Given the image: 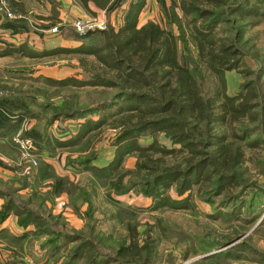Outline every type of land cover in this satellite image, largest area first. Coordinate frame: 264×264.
Here are the masks:
<instances>
[{"label":"trees","instance_id":"obj_1","mask_svg":"<svg viewBox=\"0 0 264 264\" xmlns=\"http://www.w3.org/2000/svg\"><path fill=\"white\" fill-rule=\"evenodd\" d=\"M76 1L89 13H92L87 6L90 1L104 10L112 3L111 0ZM178 2L183 15L188 17L186 25L180 19V34H184L186 27L196 47V62L211 76L210 91L202 95L193 70L176 61V37L170 31L164 30L154 21H147L137 27L146 0H134L127 23L118 31L111 27L99 31L100 39L94 43L83 41L92 34L76 35L77 39L83 41L80 45L61 48L80 55V65L86 78H42L52 86L100 88L102 92H116L90 107L63 112V119L82 118L76 132L67 139L48 136L47 123L38 128L43 135L40 151L74 147L83 143L88 146L97 132L106 126L114 131L109 141L112 146L110 160L100 166L87 158L80 162L83 171L108 180L110 187L117 193L134 188L151 200L152 210H189L194 208L190 201L193 195L211 204L215 203V197L222 195L221 202L237 205L226 216L239 219L243 207L261 193L248 189L241 171L245 161L252 158L246 156V151L252 150L262 140L256 137L259 127L248 126V122L258 120L257 101L260 93L254 82L245 83L235 95L227 93L225 73L243 71L241 69L245 63L236 36L227 31L226 38H217L214 30L222 23L232 24L233 16L263 17L264 0ZM116 6L114 4V8ZM15 51L34 56L25 43ZM138 53L140 55L136 58ZM84 56H91L93 60H86ZM249 69L253 74V70ZM170 74L175 81H171ZM6 100L18 112L17 127L23 119L31 116L28 101L16 98ZM169 105L172 113L160 115L161 109L165 110ZM59 117L60 114H54L51 118L55 120ZM159 134H163L178 147L168 148L160 144L157 139ZM140 137H148L150 141L141 144ZM129 155L136 157L135 167L130 170L123 168L124 159ZM42 163L48 178L52 180L51 189L42 195L45 199L76 189L67 177L57 175L50 163ZM127 175L134 176L136 180L125 189L124 178ZM233 187L237 188L236 194H232ZM170 190L178 198L173 197ZM14 192V189L7 190L0 186V198L4 199L0 220L13 214L21 227L32 225L36 228L23 232L22 236L26 232H33L55 238L56 234L49 228L44 216L31 209L27 202L19 201ZM34 198L42 199L40 194H34ZM85 198L89 200L88 195ZM223 213H218L217 217ZM18 237L10 236V240L18 242ZM125 237L124 242L110 254L101 253L91 239L80 233L64 235V241L76 244L68 250L67 259L63 263L149 264L155 254L154 245L149 241L138 244L137 230L130 224H127ZM49 243L52 248H56L55 239L49 240Z\"/></svg>","mask_w":264,"mask_h":264},{"label":"rangeland","instance_id":"obj_2","mask_svg":"<svg viewBox=\"0 0 264 264\" xmlns=\"http://www.w3.org/2000/svg\"><path fill=\"white\" fill-rule=\"evenodd\" d=\"M123 1L126 2L124 8ZM128 1L130 0H119L117 7H120L117 8L119 11L116 20L111 14L100 18L107 25L106 29L111 27L114 31H118L127 23L129 15L126 16L125 12L126 8L129 9ZM7 3L9 11L21 17L11 20L26 19L22 11L13 10L10 0ZM150 4L151 11L146 13L150 16L149 19L158 23L164 30L170 31L174 38L176 37L174 40L176 61L193 70L199 81L201 94H207L210 91L211 76L209 77V74L199 66L198 61L196 62V47L183 25L186 31L183 35L180 34V19L181 23L186 25L188 17L183 15L178 0H150ZM148 8L149 6L145 11ZM87 14L67 21L53 20L46 28L47 32H43L42 36L45 40L43 38L42 44L39 43L38 46V43L24 42L34 56L17 55L12 60L9 59L10 63L8 61L5 63L9 64L8 66L0 69V102H6V98L28 101L31 116L27 119L35 120L34 127L37 130L47 123L46 132L51 138L54 137L53 134L59 135V133L60 137L63 134L70 137L76 132L78 123L82 120V118L63 119V112L90 107L108 98L112 92H116V90L102 92L100 88L52 86L42 79L86 78L80 65V55L61 48H74L83 41L94 43L100 39L98 32L106 29H94L81 34L73 26V21L76 19L93 18L97 15ZM231 19H233L232 24L222 23L214 32L217 38H226L227 31L236 36L245 65L241 69L243 71L232 70L225 73L226 91L229 95H235L245 83L254 82V85H257L260 93L258 101L256 100L259 116L256 122H248V126H258L256 137L262 138L257 146L246 151V156L252 158L250 161H245L243 168L241 167L244 184H248L249 190L261 193L243 207L239 219L226 216L237 205L227 201L221 202L222 195L215 197L214 204L193 195L190 201L193 202L194 208L189 210H152L151 200L134 188L124 193H117L112 186L110 187L108 180L83 171L80 162L87 158H90L93 164L100 166L110 160L112 146L109 141L114 131L106 126L97 132L88 146L83 143L74 147L49 148L45 152L38 150L35 153L37 164L31 166L29 174L25 172L27 163L22 160L20 150L12 142L19 151L16 167L21 170L24 182L19 184V187H15L10 182L0 186L7 190L14 189L19 201L27 202L31 209L42 214L56 237L26 232L23 236L18 235L20 236L18 242L6 239L5 249L8 253L0 264H64L68 250L76 244L64 241V235L71 236L77 233L91 239L101 253L112 254L124 242L127 224L136 228L138 244L149 241L154 245L155 254L149 264H264V16L245 18L233 16ZM142 25L138 21L137 27ZM54 28L56 32H53ZM88 34L92 35L83 41L76 37V35ZM139 55L140 53L136 54V58ZM83 58L93 60L91 56ZM249 68L253 70V74L250 73ZM170 75L171 81H175L174 76ZM161 111L160 115H168L172 113V108L169 105ZM54 114H60V117L53 120L51 117ZM92 117L96 118V116ZM41 137L43 140L42 134ZM157 139L160 144L168 148L178 147L163 134H159ZM148 141H150L148 137L139 139L141 144H146ZM44 158L57 162L61 172H58L52 163L46 161L51 164L57 175L67 177L76 189L45 199L43 196L51 189L52 180L48 178V172L43 168ZM135 162L136 157L129 155L124 159L123 168L134 169ZM67 171L72 177L68 176ZM135 180L134 176L127 175L124 178L125 189H128ZM235 188H232V192L234 191L232 194H236L237 188ZM20 190L23 192L21 193ZM169 192L173 197L178 198L173 190ZM34 194H40L42 199H33ZM86 194L89 200L85 198ZM220 212L224 213L217 217ZM23 229L30 232L36 228L31 225ZM53 239L56 248L50 246L49 240Z\"/></svg>","mask_w":264,"mask_h":264},{"label":"crops","instance_id":"obj_3","mask_svg":"<svg viewBox=\"0 0 264 264\" xmlns=\"http://www.w3.org/2000/svg\"><path fill=\"white\" fill-rule=\"evenodd\" d=\"M134 0H130L127 3L129 9L126 8V16L129 15L130 7L132 6ZM58 2L59 4H55ZM109 7L104 9H99L93 2H88L87 6L92 11L89 13L85 10L76 0H10L11 7L14 11H22L26 19L21 20H11L5 14L0 13V69H4L7 61L11 62L13 57L17 55L28 56L27 53H22L15 51L16 48L23 44L25 41H28V44L33 43H43V32H47L48 28L53 22V20L58 19L60 21L71 20L73 17H83L89 14H97L96 17L101 18L108 17L109 14L112 15V18L115 17L119 11L117 8H114V4H118L119 0H111ZM122 2V1H120ZM123 8L126 7L125 1ZM121 5V4H120ZM148 10L145 11L146 7ZM151 4L150 0H146V5L141 11L138 21L144 24L147 21H153L149 19L146 13L150 10ZM112 9V11H111ZM151 13V12H150ZM149 19V20H148ZM53 24V23H52ZM45 40V38H44ZM9 59H11L9 61ZM18 112H16L13 107L4 101L0 102V182H10L13 183L15 187L24 182V178L21 176V170L16 167V161L19 159V151L17 147L12 143V136L15 132L21 130L24 133H27L35 142L37 148L36 153L42 147V137L41 132L34 127L35 120L23 119L17 127ZM54 137L58 139H67L69 136H61L53 134ZM11 141V142H10ZM57 158V157H56ZM45 161L52 163L55 169L58 172H61L57 162L53 159L47 158ZM56 171V172H57ZM68 176L71 175L67 171ZM72 177V176H70ZM44 184V183H43ZM45 186V185H44ZM22 188H24L21 185ZM43 189L45 187H42ZM25 191V189H24ZM22 193L23 190H20ZM4 202L3 198H0V208ZM30 227V226H28ZM27 228V227H26ZM25 229L21 227L17 222V217L13 214L9 215L7 218L0 220V261H2L8 251L5 249L6 239H10V236H18L22 234Z\"/></svg>","mask_w":264,"mask_h":264},{"label":"built area","instance_id":"obj_4","mask_svg":"<svg viewBox=\"0 0 264 264\" xmlns=\"http://www.w3.org/2000/svg\"><path fill=\"white\" fill-rule=\"evenodd\" d=\"M8 0H0V12H3L6 16L11 19L21 18L20 15L15 14L8 9ZM73 26L76 31L83 34L85 31L100 29H106L107 25L103 20L97 17L93 18H83L76 19L73 21ZM53 32H56V28L53 29ZM12 142L18 147L21 152L22 160L27 163L25 172L29 174L31 166L37 164L36 158V146L33 139L26 133H23L21 130L14 133L12 136Z\"/></svg>","mask_w":264,"mask_h":264}]
</instances>
